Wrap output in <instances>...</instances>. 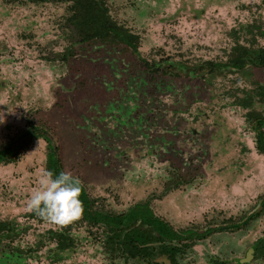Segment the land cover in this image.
<instances>
[{"label": "rangeland", "instance_id": "rangeland-1", "mask_svg": "<svg viewBox=\"0 0 264 264\" xmlns=\"http://www.w3.org/2000/svg\"><path fill=\"white\" fill-rule=\"evenodd\" d=\"M118 103L135 107L132 131ZM258 121L264 133V0H0V147L13 142L19 155L0 164V264H170L132 259L134 247L80 216L55 223L29 212L53 149L27 144L35 132L49 135L100 212L148 202L174 229L198 232L257 213L175 255L237 264L263 236L264 159L244 147ZM211 140L233 149L227 164L211 161Z\"/></svg>", "mask_w": 264, "mask_h": 264}, {"label": "flooded vegetation", "instance_id": "flooded-vegetation-1", "mask_svg": "<svg viewBox=\"0 0 264 264\" xmlns=\"http://www.w3.org/2000/svg\"><path fill=\"white\" fill-rule=\"evenodd\" d=\"M67 1H72V0H67ZM98 38H101V35H96ZM94 36V37H96ZM124 42L130 43L128 40H124ZM124 101H127L126 99ZM129 107L127 104H120L118 103L116 110L119 111L120 117H119V122L120 126L124 129H128V131H132L133 127L136 128V126L139 123V119L135 120L134 119V106H132L131 110H127ZM127 110V111H124ZM259 124L260 122H255L252 125L253 132L255 131V135L257 138L251 142V148L248 146H244L246 149V155L251 156V161L257 162V160H262L261 158L264 159V133L259 129ZM125 131V130H124ZM31 132V131H29ZM230 133V132H229ZM37 138L43 140L46 144V146H49V149L51 148L50 146H53L52 150H49L48 155L51 156L49 159H47V166L46 170L52 171L54 174L64 171L63 166H62V161L59 156L56 155V149L55 145L53 144V140L49 137L48 134L42 135L37 132L35 133H29L27 134V144H30L31 141L37 140ZM213 139H217V137H214ZM17 146L15 143L13 144H7L4 145L3 147H0V164H4L3 167L6 168L9 165H11L15 159H17V156L14 155V152L10 146ZM229 151L232 152V148H228V146H216L215 143L211 140V161L216 158L214 164H217L218 162H226V159L228 158L227 154L224 152ZM217 155V157H216ZM220 155V156H219ZM81 183V182H80ZM213 186L211 189H217L218 190V185L219 183L212 182ZM81 193L79 196V199L81 200L82 203V212L79 215L81 219L93 226H98L103 228V230L106 231V235L109 239V242L111 244H115L117 246H120L123 248V250L128 251L130 248V251L134 247V250H132L131 255L129 256L132 259L140 258V259H149L152 258L153 256L156 257L158 256H163L166 259L170 261V264H178L177 260L175 258V255L178 254L179 252H182L181 247H188L190 243L191 245H195L197 242L206 239L207 237H211V235H216L224 232L225 230L227 231H234L237 232L238 230H241L249 221V219L256 217V214H253L252 216H248L245 220L242 222H238L237 224H230V225H225L222 227H209L206 228L202 232H198L193 229H181V230H176L174 229L167 221L163 220L160 216L154 213L148 202L145 203H136L122 214L119 215H112L109 213L105 212H100L94 207V203L91 200L90 196L86 192V189L84 186L81 184ZM210 189V188H209ZM210 189V190H211ZM236 189V188H235ZM234 190L232 189V192ZM209 194H211V191L206 192V199L208 198ZM193 205H196L195 203L192 204V207H195ZM264 205V199L261 202L262 206ZM137 211H143L145 212V216L148 217L146 218L147 220L152 219H158L159 221L162 222L163 225H166L169 230H171L173 233L177 234L178 236H181L180 239L177 237L168 235L167 231L162 230V225L156 223H149L146 222L144 219L139 217L138 219H129L128 221L120 220L119 218L127 217L129 214L136 213ZM257 212V211H254ZM157 226V227H156ZM135 228L140 229L142 231L148 232L150 236H140L137 237L135 236ZM14 229L12 227H8V233L12 232ZM129 232V233H128ZM127 233L125 237L121 240L119 237V234ZM142 234V233H141ZM122 237V236H121ZM2 239V236L0 235V241ZM121 240V241H119ZM157 244L159 245V249L157 250V254H149L147 248H150V245ZM232 246V245H231ZM263 248V250H261ZM151 249V248H150ZM245 254L238 258L236 260L237 264H252L254 262V258L258 256L264 257V229H263V236L262 238H259L256 242L248 246L245 250ZM127 254H125L127 256ZM148 255V256H147ZM256 255V256H255ZM158 263V262H157ZM151 264H156L151 263ZM209 264H224L222 261H210Z\"/></svg>", "mask_w": 264, "mask_h": 264}, {"label": "clouds", "instance_id": "clouds-1", "mask_svg": "<svg viewBox=\"0 0 264 264\" xmlns=\"http://www.w3.org/2000/svg\"><path fill=\"white\" fill-rule=\"evenodd\" d=\"M79 179L70 172L54 174L46 170L39 179L38 187L26 200V208L36 216L55 223H66L82 212Z\"/></svg>", "mask_w": 264, "mask_h": 264}, {"label": "trees", "instance_id": "trees-1", "mask_svg": "<svg viewBox=\"0 0 264 264\" xmlns=\"http://www.w3.org/2000/svg\"><path fill=\"white\" fill-rule=\"evenodd\" d=\"M139 217H141L142 219H144L146 222H149V223H156L157 224V226H158V224H161L162 225V230L163 231H167L168 232V235H171V236H174V237H177L178 239H180L181 238V236H178L177 234H175V233H173L171 230H169L168 229V227H166V225H163L162 224V222L161 221H159L158 219H155V220H152V219H149V220H147L146 218H148V217H146L145 216V212H143V211H137L136 213H131V214H129L127 217H123V218H119L121 221L122 220H126V221H128L129 219H134V220H136V219H138ZM156 226V227H157Z\"/></svg>", "mask_w": 264, "mask_h": 264}]
</instances>
